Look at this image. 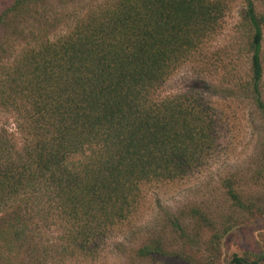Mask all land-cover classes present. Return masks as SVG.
I'll return each mask as SVG.
<instances>
[{
	"label": "trees",
	"instance_id": "1",
	"mask_svg": "<svg viewBox=\"0 0 264 264\" xmlns=\"http://www.w3.org/2000/svg\"><path fill=\"white\" fill-rule=\"evenodd\" d=\"M225 11V0H9L0 8V111L12 120L0 122V264L96 256L125 232L144 186L183 179L213 154L224 113L210 95L251 103L254 151L215 180L210 204L164 210L137 230L124 264H262L264 232L252 238L245 227L264 217V13L244 0L246 79L221 88L198 79L160 94Z\"/></svg>",
	"mask_w": 264,
	"mask_h": 264
},
{
	"label": "rangeland",
	"instance_id": "2",
	"mask_svg": "<svg viewBox=\"0 0 264 264\" xmlns=\"http://www.w3.org/2000/svg\"><path fill=\"white\" fill-rule=\"evenodd\" d=\"M226 11L219 28L214 31L202 44L200 55H195L192 61L184 62L172 72L161 86V95L172 96L175 93L186 91L197 80L221 88L225 83L235 78L243 81L247 77L248 62L244 52L243 42L240 40L238 24L240 13L244 7V0H225ZM9 0H0V8ZM255 11L264 13V0H252ZM46 9V7H44ZM44 9L42 13H44ZM262 54L264 59V25L261 28ZM264 83V64L261 83ZM196 85V84H195ZM264 90V86H262ZM210 103L217 110L223 111V121L219 130L218 143L213 154L203 162L199 169L187 177L174 182L150 183L142 188V202L137 214L127 224L125 232H118L105 240L96 256L86 258L73 264H124L125 254L129 246L136 244L141 236L137 230L154 226L155 220L164 210L175 211L186 203L207 205L212 202L210 194L215 186V180L225 171L244 164L256 147L260 139L259 130L255 128V111L251 103L242 95L217 96L210 95ZM0 122L11 125L12 120L7 118ZM264 180H262V184ZM247 189L258 191V188ZM221 202V200H220ZM258 220L261 222L259 224ZM253 220L245 227L246 234L256 238L257 230L264 232L263 219ZM258 228V229H256ZM144 233V232H143ZM139 238V239H138ZM246 244V238H241ZM229 246V245H228ZM222 248V249H221ZM220 250H223L221 247ZM222 256V255H221ZM51 264H70L71 262H56ZM218 264H223L220 262ZM264 264V260L262 262Z\"/></svg>",
	"mask_w": 264,
	"mask_h": 264
}]
</instances>
